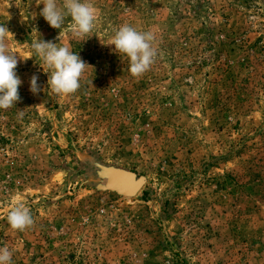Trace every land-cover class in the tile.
I'll return each mask as SVG.
<instances>
[{"label": "rangeland", "instance_id": "1", "mask_svg": "<svg viewBox=\"0 0 264 264\" xmlns=\"http://www.w3.org/2000/svg\"><path fill=\"white\" fill-rule=\"evenodd\" d=\"M92 3L81 42L70 17L54 29L36 0H0L17 56L40 36L91 66L57 96L18 56L21 99L0 109V247L12 264H264V0ZM125 23L156 30L139 78L101 43ZM115 171L144 179L136 196L111 190ZM18 204L35 221L23 232L6 221Z\"/></svg>", "mask_w": 264, "mask_h": 264}, {"label": "clouds", "instance_id": "2", "mask_svg": "<svg viewBox=\"0 0 264 264\" xmlns=\"http://www.w3.org/2000/svg\"><path fill=\"white\" fill-rule=\"evenodd\" d=\"M37 5L43 4L40 15L54 29H62L66 18H71V34L79 41H86L92 36L98 10L92 0H36ZM113 35L105 45H114L115 51L128 61V70L135 78L142 77L155 63L158 55L154 41L156 30H137L130 24H122L113 30ZM13 33L5 23H0V109L7 110L15 106L21 98L18 88L22 81L15 69L18 56L10 47ZM87 38V39H86ZM30 55L23 60L36 57L44 72L49 73L47 84L49 93L57 96L75 94L81 88V80L90 65L74 53L67 44H58L38 38L31 39ZM38 76L30 78V91L36 95L41 91L37 83ZM92 84V81H91ZM18 110V116H24ZM11 229L23 232L31 228L35 221L31 211L24 204L14 206L6 216ZM12 250L7 246L0 247V264H12Z\"/></svg>", "mask_w": 264, "mask_h": 264}, {"label": "water", "instance_id": "3", "mask_svg": "<svg viewBox=\"0 0 264 264\" xmlns=\"http://www.w3.org/2000/svg\"><path fill=\"white\" fill-rule=\"evenodd\" d=\"M116 176L122 177V184L116 185L115 182L112 186L110 183V188L113 190V192L117 193L119 196H123L124 198H132L137 195V193L141 190L144 179L143 178H136V176L133 173L123 172V171H115ZM133 180V184L130 186L132 189L128 191L127 183L130 179ZM122 185V186H121ZM121 187V188H120Z\"/></svg>", "mask_w": 264, "mask_h": 264}, {"label": "bare ground", "instance_id": "4", "mask_svg": "<svg viewBox=\"0 0 264 264\" xmlns=\"http://www.w3.org/2000/svg\"><path fill=\"white\" fill-rule=\"evenodd\" d=\"M130 179V178H129ZM110 182H111V185L113 186L114 184V182H115V184L116 185H119V184H122V177H118V176H116V173H112V176H111V180H110ZM110 184V183H109ZM133 184V180L132 179H130L129 181H128V183H127V188H124V189H128V191L130 190V189H132L130 186ZM122 186V185H121ZM121 188V187H120Z\"/></svg>", "mask_w": 264, "mask_h": 264}]
</instances>
